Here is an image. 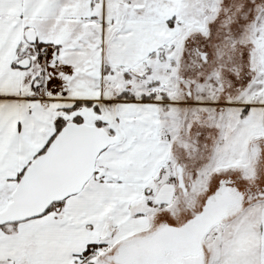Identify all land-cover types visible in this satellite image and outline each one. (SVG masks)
<instances>
[{"label": "snow or ice", "instance_id": "1", "mask_svg": "<svg viewBox=\"0 0 264 264\" xmlns=\"http://www.w3.org/2000/svg\"><path fill=\"white\" fill-rule=\"evenodd\" d=\"M0 264H264V0H0Z\"/></svg>", "mask_w": 264, "mask_h": 264}]
</instances>
